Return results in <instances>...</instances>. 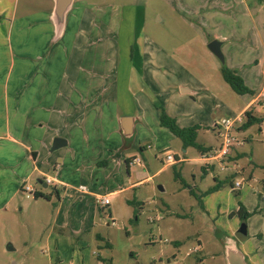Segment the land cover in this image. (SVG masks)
<instances>
[{
    "label": "crops",
    "instance_id": "crops-1",
    "mask_svg": "<svg viewBox=\"0 0 264 264\" xmlns=\"http://www.w3.org/2000/svg\"><path fill=\"white\" fill-rule=\"evenodd\" d=\"M161 1L174 12L175 22L195 29L206 46L213 39L219 40L228 67L254 91L241 95L234 115L253 110L255 104L259 112H264V0ZM120 6L109 5L108 0H71L58 26L54 0H0V220L15 209L24 194V184L48 195L41 197L47 202L55 197L57 225L47 237L50 247L55 230L57 236L69 234L65 240L71 247L72 238L78 239L89 231L85 213L70 225L64 205L71 202L74 209L95 200L106 206L99 202L101 196H108L110 205L113 195L134 190L152 177L148 171L141 176L142 171L136 169L144 164L135 150L143 156L150 147L139 142L138 136L161 146L166 145L164 139L173 140L169 135L172 133L159 122L155 99L181 127L200 121L208 125L209 121L208 127L213 130L222 119L211 120V108L205 116L201 113L217 99L216 84L209 79L196 85L185 78L167 80V67L175 68L176 56L164 52L145 33V7ZM100 43H109L110 49H101ZM92 47L97 49H93L90 60L87 55ZM210 53L204 55L216 73L220 67ZM189 56L196 57L194 53ZM182 68L185 71L184 65ZM203 100L206 106L201 104ZM188 104L194 113L183 109L182 105ZM252 114L255 115L253 111ZM260 119L256 127L261 133L264 117ZM188 121L193 124H186ZM127 126L133 129L128 144L123 133ZM253 126L238 129L240 136L248 137L247 142L252 141V134L247 132ZM56 138L60 139L58 146L52 149ZM200 146L207 149L211 145ZM190 147H182V157L172 154L175 161H187ZM238 147L229 156L238 171H224L225 176L232 175L233 181L243 175L251 179L253 174H245V165L240 164L245 152ZM197 152L202 150L197 147ZM133 158L139 161L132 163ZM194 159L201 160L199 156ZM201 171L212 178V185L214 176L224 178L220 179L215 163L203 164ZM45 177L53 182L45 183ZM105 184L111 188L108 194L103 193ZM262 185L257 189L260 196ZM229 188L232 192L233 188ZM244 192L242 203L251 214L245 220L236 214L240 226L236 236L225 241V261L228 264L227 250L231 248L240 252L245 264H264V203L258 201L259 197L250 199L249 192L256 191ZM237 208L238 204L235 211ZM227 209L225 213L231 211ZM235 229L230 227V231ZM59 244L56 242L57 249ZM195 247L200 254V243L192 250ZM190 253L187 251L186 256ZM80 257L74 259L71 255L58 260L82 264ZM53 261L52 258L51 264Z\"/></svg>",
    "mask_w": 264,
    "mask_h": 264
},
{
    "label": "rangeland",
    "instance_id": "rangeland-1",
    "mask_svg": "<svg viewBox=\"0 0 264 264\" xmlns=\"http://www.w3.org/2000/svg\"><path fill=\"white\" fill-rule=\"evenodd\" d=\"M108 1L109 5H119V8L122 4L145 7V33L164 52L176 56L175 68L172 65L167 67L169 71L167 80L176 81L185 78L196 85L197 82L203 83V79H209L213 85L216 84L217 99L211 103V107L201 111L204 116L207 114L205 111L211 108L212 112L209 115L211 120L221 117L233 118L239 99L243 97L241 95L254 93L246 85L250 91L238 94L224 81L220 68L214 73L215 70L208 66L204 55L205 52L210 53V51L199 39L196 30L190 29L187 25L177 24L172 16L174 12L161 0ZM157 16L161 17L160 21H157ZM99 46H103L101 49L106 51L110 49L109 43H100ZM93 49L97 47L90 49L87 55L90 60L93 59L91 54L94 52ZM191 53H194L196 57H190ZM213 56L219 67L221 64L228 66L225 61L221 62L215 55ZM179 63H182V66ZM183 65L186 67L185 71L182 68ZM175 69L179 73H176ZM189 73L194 74L188 75ZM200 102L206 106L204 100ZM214 103H217V106L213 107ZM182 106L187 111L193 113L195 111L189 104ZM252 108L253 110H250L254 112V116L264 117V112L258 111L257 104ZM190 122L186 124H193ZM203 122L205 121L198 123L201 124V130L196 142L199 145L217 146L220 141L217 129L214 127L213 130L210 129L209 121L206 123L208 125ZM256 124L247 132L252 134V141L247 142V137L245 143L238 147V150L245 152L240 161L241 165H245V174L252 173L253 176L251 179H246L243 175L244 184L238 190L233 189L232 192L225 172L219 173L220 179L224 177L221 179L224 182L219 188L220 191L206 192L212 186L213 180L202 174L201 166L206 162L194 159L199 156L196 146L188 149L187 161H174L168 164L165 159L167 153L173 155L176 153L179 157L184 155L179 138L169 134L173 140L164 139L167 146H161L150 138L138 136L139 142L150 147L146 148L147 151L143 152V156L138 149L135 150L144 164L143 167L136 169L142 171L141 176L144 171H148L149 174H153L152 177L134 190L113 195L110 205L101 206L95 200L85 201L74 209L71 202L64 205L65 217L70 225L73 222L76 223L84 212L86 225L89 228V231H85L78 239L72 238L74 242L72 247L69 241L65 240L69 237L68 233L57 236L55 230L50 239L51 247L47 240L51 229L57 225L56 198L54 197L52 202H47L41 197L34 198L33 195L25 197L23 194L17 200L15 209L8 212L5 219L0 220V264H51L52 258L54 264H65V261L60 263L58 259L65 260L71 255L74 259H81L80 255H82V264H160V261L165 262L168 259L175 260L176 264L181 262L226 264L225 241L236 236L235 232L240 226L235 207L238 201L243 202L244 191L257 192L264 183V140ZM164 129L169 131L167 128ZM261 129L264 132V123ZM160 138L162 140V136ZM124 139L127 144L132 141L131 138ZM135 145H138L136 139ZM165 164L167 165L163 167ZM176 173L180 175V179L175 177ZM108 186L110 185L103 186L105 187L103 193L111 189ZM189 188H192L193 193L189 191ZM249 193L252 195L250 198L252 201L259 197V200H256L264 203L258 192ZM128 199L133 204H129ZM227 208L231 210L230 215H228L229 212L225 213V210L228 211ZM248 213L251 214V212ZM56 227L55 229L58 228ZM230 227L236 228L235 231H230ZM58 241L59 249L56 248ZM175 241L179 243L175 245ZM198 243L202 249L200 254L197 253L199 248L196 252L192 250ZM187 251L192 255L187 257ZM199 255L202 261L197 259ZM172 256H175V259Z\"/></svg>",
    "mask_w": 264,
    "mask_h": 264
},
{
    "label": "built area",
    "instance_id": "built-area-1",
    "mask_svg": "<svg viewBox=\"0 0 264 264\" xmlns=\"http://www.w3.org/2000/svg\"><path fill=\"white\" fill-rule=\"evenodd\" d=\"M243 122V115H238L233 118H222L217 123V135L220 138L217 146H210L206 150L202 151L199 154V159L206 162V164H210V162L215 163L218 170L220 172L232 170L233 172H237V168L235 163L230 160L229 156L234 147L241 146L245 143L246 137L238 135V127ZM236 125V128H235ZM263 140H264V132L262 131ZM165 159L168 163L174 162L175 157L171 153H167L165 155ZM138 158H133L131 160L132 163L138 162ZM45 183L49 184L53 182L52 178L45 177ZM245 179L243 177H239L234 179L232 188L238 190L242 184H244ZM83 189L84 187L81 186ZM21 191L25 194L26 197L32 196L34 194V189L29 184H24L22 186ZM261 199L264 200V190L261 191ZM99 202L102 205H107L109 203L108 196H101L99 198ZM198 249L195 247L193 252H196ZM189 254V253H187ZM160 264H176L174 260H166L165 262L160 261ZM182 264V263H181Z\"/></svg>",
    "mask_w": 264,
    "mask_h": 264
},
{
    "label": "trees",
    "instance_id": "trees-1",
    "mask_svg": "<svg viewBox=\"0 0 264 264\" xmlns=\"http://www.w3.org/2000/svg\"><path fill=\"white\" fill-rule=\"evenodd\" d=\"M220 71L222 74V77L224 81L229 84V86L233 89L234 92L238 94H243L246 92H249L250 89L245 85L242 77L237 74V72L226 66L225 64H221ZM154 106L157 108L159 112V122L162 126H165L169 129V131L174 134L177 138H179L182 142V147L186 148L188 146H196L200 150L204 151L206 148L201 147L197 142H196V137L198 130L201 128V125L199 124H194L191 126L187 127H181L177 124L176 119L174 117H171L167 112L165 111L164 107L157 101H154ZM260 118L254 116L252 114L251 110H245L243 113V122L239 125L238 129L245 130L249 128L251 125L255 123L260 122ZM175 177L177 179H180V175L178 173L175 174ZM233 178L232 175L227 177L228 184L229 186L232 187L233 185ZM215 183L208 188L206 192H213L215 190H218L223 186L224 180H218L214 176ZM191 193H193V190H189ZM34 198L38 197H45L48 198V195L40 192V191H34L33 194ZM129 204H133L132 201L128 200ZM236 214L241 218V220H245L248 216L249 213L246 211L244 206L240 201H238V208L235 211Z\"/></svg>",
    "mask_w": 264,
    "mask_h": 264
},
{
    "label": "water",
    "instance_id": "water-1",
    "mask_svg": "<svg viewBox=\"0 0 264 264\" xmlns=\"http://www.w3.org/2000/svg\"><path fill=\"white\" fill-rule=\"evenodd\" d=\"M55 1V7H54V13H55V18L58 20V26L61 24V18L63 14L65 13L66 9L70 5L71 0H54ZM221 42L217 39L211 40L208 44L207 47L208 49L221 61L224 62V56L223 53L220 49ZM133 132V129L130 126H127V128L123 131L125 138L131 137ZM59 138L55 139L54 145L52 149L57 148V142L59 141ZM161 188V186H159ZM227 260L228 264H245L243 261L242 255L240 252H238L235 249H228L227 250Z\"/></svg>",
    "mask_w": 264,
    "mask_h": 264
}]
</instances>
